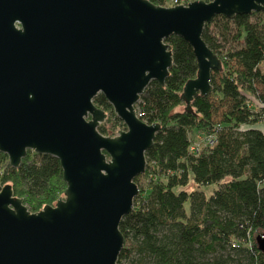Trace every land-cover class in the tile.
Instances as JSON below:
<instances>
[{
  "label": "water",
  "instance_id": "1",
  "mask_svg": "<svg viewBox=\"0 0 264 264\" xmlns=\"http://www.w3.org/2000/svg\"><path fill=\"white\" fill-rule=\"evenodd\" d=\"M264 12V0H0V152L17 168L26 151L56 157L66 184L53 205L31 212L0 184V264H116L121 219L138 194L145 151L159 123L135 105L151 80L172 65L164 39L188 42L196 77L183 86L186 110L211 93L221 61L202 38L218 14ZM101 93L125 129L105 136ZM264 255V231L255 237Z\"/></svg>",
  "mask_w": 264,
  "mask_h": 264
},
{
  "label": "trees",
  "instance_id": "2",
  "mask_svg": "<svg viewBox=\"0 0 264 264\" xmlns=\"http://www.w3.org/2000/svg\"><path fill=\"white\" fill-rule=\"evenodd\" d=\"M202 38L222 65L211 72V93L186 110L180 95L197 63L191 45L173 34L164 39L172 57L164 85L151 80L135 105L160 129L119 224L116 264H264L255 241L264 231V12L215 15ZM93 103L110 124L98 126L101 134L125 129L103 94ZM0 184L31 212L54 204L66 187L59 160L29 149L17 168L0 152Z\"/></svg>",
  "mask_w": 264,
  "mask_h": 264
},
{
  "label": "built area",
  "instance_id": "3",
  "mask_svg": "<svg viewBox=\"0 0 264 264\" xmlns=\"http://www.w3.org/2000/svg\"><path fill=\"white\" fill-rule=\"evenodd\" d=\"M192 0H166V2H173L174 4H183V5H187L189 2H191ZM137 117H139L141 115V112L139 111L138 113L136 112ZM191 150L193 151H198V146L192 145Z\"/></svg>",
  "mask_w": 264,
  "mask_h": 264
},
{
  "label": "rangeland",
  "instance_id": "4",
  "mask_svg": "<svg viewBox=\"0 0 264 264\" xmlns=\"http://www.w3.org/2000/svg\"><path fill=\"white\" fill-rule=\"evenodd\" d=\"M175 5H183V4L182 3L181 4H174L173 2H166V4L164 6H168L169 7V6H175ZM180 108L181 107H179L178 109H180ZM103 123H105L106 127H110V124H109L108 121L105 120ZM212 188L213 187L211 186V187H209L208 189H205V190H206V192L210 193V191H211Z\"/></svg>",
  "mask_w": 264,
  "mask_h": 264
},
{
  "label": "crops",
  "instance_id": "5",
  "mask_svg": "<svg viewBox=\"0 0 264 264\" xmlns=\"http://www.w3.org/2000/svg\"><path fill=\"white\" fill-rule=\"evenodd\" d=\"M262 127H264V126H262Z\"/></svg>",
  "mask_w": 264,
  "mask_h": 264
}]
</instances>
